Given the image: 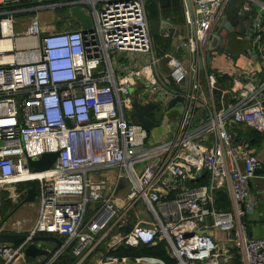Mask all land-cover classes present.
Wrapping results in <instances>:
<instances>
[{
  "label": "built area",
  "instance_id": "2783aa9c",
  "mask_svg": "<svg viewBox=\"0 0 264 264\" xmlns=\"http://www.w3.org/2000/svg\"><path fill=\"white\" fill-rule=\"evenodd\" d=\"M47 1L0 0V208L9 183L20 184L10 197L15 202L33 181L37 200L33 223L25 229L7 228L0 213V233L25 234L18 241L0 242V264L23 259V248L34 235L62 237L59 244L44 247L47 255H37V264H51L65 249L80 260L137 201L145 204L154 221L133 224L122 235H112L113 241L134 245L164 240L171 264H214L217 244L203 226L209 217L212 228L229 232L236 264H264V236H249L240 221L253 205L247 182L259 160L246 136L237 131L240 124L258 132L264 129V79L242 83L231 104L215 109L201 94L197 75L187 78L176 56L163 54L176 88L157 73L145 0H64L65 27L45 32L36 13ZM189 1L190 13L181 0L188 25L184 44L196 55L214 39L229 0ZM252 1H236L234 24ZM71 4L91 16L90 28H80L69 14ZM26 11L35 16L22 30H14V24L22 23L15 14ZM262 18L251 19L247 35L264 59ZM118 52L146 56L122 71L119 61L112 62ZM189 67L194 71L193 55ZM137 84L142 89L134 96ZM176 94L182 100L168 106ZM133 101L157 102L164 115L176 107L173 130L160 141H149L143 126L128 115ZM196 107L205 114L190 127ZM48 151L56 155L47 168L35 170L28 164L27 158ZM195 175L202 183L191 182ZM223 175L229 179V209L213 204L215 179ZM261 177L264 180V173ZM120 178L123 184L117 187ZM159 202L172 204L164 220L152 208ZM143 258L165 264L156 257ZM114 260L107 255L102 264Z\"/></svg>",
  "mask_w": 264,
  "mask_h": 264
},
{
  "label": "crops",
  "instance_id": "0c3cea01",
  "mask_svg": "<svg viewBox=\"0 0 264 264\" xmlns=\"http://www.w3.org/2000/svg\"><path fill=\"white\" fill-rule=\"evenodd\" d=\"M151 2L155 3L158 14L155 15L152 21H149L147 19L150 35V53H152L156 57L155 66L157 69V73L162 76V78L164 77L167 80L166 77L168 72V67L165 64L163 54L168 53L176 56L185 65L187 78H192L193 74L197 75L201 83V94L204 96L207 104H210L215 109H220L231 104L236 96V93L238 92V88L242 83L249 82L250 84H258L264 79V59L261 58L256 45L250 42L247 31L241 32L239 30L241 25L240 21H237L234 24L233 29L228 32L226 40L221 41V43L230 50L231 55L229 56L223 52L212 51L208 59H206L204 57L206 46L204 48L201 47L200 49H198L195 55L192 54L191 51H189L188 47L184 44V40H182V38H185L188 25H186L184 21L183 5L181 0H179L178 3L182 9L181 21H176L160 15L161 10L164 7L171 5L169 4L170 2H162L159 4L156 0H145V10L146 4L149 6ZM250 6L254 7L256 11L255 16L264 17V0H253L252 2H250ZM246 19L250 18L247 16ZM260 27L261 31H263L264 23H261ZM163 32H166V35H162ZM260 42H262V44L264 45L263 40L260 39ZM210 43L212 45H216L217 40L213 39ZM163 45H166V51H162L161 47ZM192 55L195 58L194 71L191 67H189V61L192 58ZM145 56V54L141 53L118 52L115 53V58H112V62L113 64H115L119 61L120 69L123 71L128 67H131L132 65H139L141 60ZM199 56L201 57V67H198L197 64V58ZM141 89L142 86L137 84L132 89V91L135 90V93L138 94L140 92L139 90ZM261 96L264 99V88L261 92ZM160 110L161 109L155 106V108H151L147 112L149 113V115L147 116L153 122L151 128L147 131V138L153 142L160 141L163 138L161 136L162 138L160 137L161 139L159 140L157 136L156 140H153L149 136V131L156 124H158V122L155 123L152 118L153 113L156 111L159 112ZM204 114V109L196 107L194 109V113L191 118V124L189 126L192 127L196 123H198L202 119V116ZM163 117H169L168 120L171 121V123H174L175 119L173 118L177 117L176 107H170ZM161 120L165 124L166 120ZM169 127L167 131H165L164 127V131L162 134L163 136L164 134L168 132L170 133L173 130V126ZM237 131L246 136L253 153L258 157L259 160L258 168L255 170L254 175L251 176L247 182V189L252 197L253 205L250 209L247 210V212L244 213V215L240 218V221L244 230L249 236L263 237L264 180L261 176L264 173V129L258 132L240 124L237 126ZM111 173V170L106 171V174L108 175H110ZM97 174H100V172H98ZM196 181H198V183H202L203 180H199V178H197L196 180H193L191 182ZM215 182L216 184L212 189L214 206L219 207L218 205H216V196L218 192H223L226 198V203L225 205L223 204V209H229L231 206V199L228 177L225 175L216 177ZM17 187H20V184L16 185L13 183H9L8 185H6V189L4 188V190L2 191V201L0 208V213L2 215L1 221H3L4 225L11 230H21L29 227L33 223L37 207V204L35 207H32V201L21 202L20 200L22 197L18 198L15 202L12 201L10 199L11 194H13L12 192H14V189H16ZM116 202L118 204H121L122 200L117 199ZM152 208L158 218L160 220H164L167 216L166 213L172 209V204H161L160 202L153 203ZM151 221H154V217L148 211L146 206L145 211H132L130 209L126 211L123 220L118 225L113 226L111 231H109V234L104 237L100 241V243H98V245L95 246L91 251H89L88 254H86L83 258L77 260L78 256L73 255L69 249H65L56 257L57 261L55 262V264H102V261L107 255L116 257V260L108 261L105 264H159L158 262L144 259V256L156 257L161 259L165 264H171L172 256L164 240H155L154 242L146 245H156L157 242L161 241L166 256L165 258H160L153 254L142 252L141 245H127L122 242H115L112 240V235H122L123 233L127 232L133 224H149L151 223ZM209 223L210 219L209 217H206L203 226L208 229L210 236L217 244V250L214 256V264H236L237 257L235 256V251L229 232L217 228H212ZM57 238L60 239V241L62 239V237ZM50 241L52 242V245L46 247L51 248L55 243L53 240ZM41 248L45 249L44 247ZM46 255L47 253L45 255L39 256L44 257ZM36 256L27 258L23 257V260H32L33 263L37 264ZM54 261L51 264H54ZM11 264H17V261H13Z\"/></svg>",
  "mask_w": 264,
  "mask_h": 264
},
{
  "label": "water",
  "instance_id": "95a60500",
  "mask_svg": "<svg viewBox=\"0 0 264 264\" xmlns=\"http://www.w3.org/2000/svg\"><path fill=\"white\" fill-rule=\"evenodd\" d=\"M35 0H32L34 2ZM236 1L237 0H229L226 4L225 7V12L227 13L225 18H222L215 31L213 32V37L214 39L217 40L216 45L208 43L206 45L204 57L208 59L210 53L212 51H218V52H223L227 55H231L230 50L221 43L222 40H226L228 36V32L231 31L234 27V21L233 19V14L231 11L236 7ZM185 5L188 9V13H190V1L185 0ZM69 14L76 19L79 22L80 28L84 31L91 26V16L88 13L83 12L82 10L79 9L77 4H71L69 5ZM256 15V11L253 6H250L248 9L244 10L243 14L240 15L239 20H240V28L239 30L241 32L247 31L251 19L254 18ZM249 17L250 19H246V17ZM223 33V34H222ZM225 36V37H223ZM197 64L198 67H201V57L197 58ZM169 84H171L174 88L177 87L176 83L172 81V78L170 76L166 77ZM21 95H17L15 98L16 100H19ZM182 100L181 95L176 94L167 103V105H172L174 103H178L179 101ZM262 104L264 105V99H262ZM156 102L149 101L144 104H140L137 101L132 102V108L130 111H128V115L131 116L135 121L140 123L143 128L148 131L153 122L152 120L146 115L147 112L155 107ZM56 155L55 151H48L44 152L41 155H39L36 158H27L28 164L35 170H42L45 169L49 166V164L53 161L54 157ZM198 175H195L194 179H197ZM123 184V179L120 178L117 181V187L121 186ZM22 191L19 192L21 194ZM35 198V189H34V183L33 181H30L29 185L24 189V195L21 198V202H28V201H33ZM25 237L24 233H18V232H3L0 233V242H14L21 240ZM31 241L23 248V255L24 258L27 257H34L36 255H45L48 250L43 249L40 247H37L36 244L34 243L37 240H53L56 244L60 243V239H58L55 236L52 235H34L30 239Z\"/></svg>",
  "mask_w": 264,
  "mask_h": 264
},
{
  "label": "rangeland",
  "instance_id": "374dc122",
  "mask_svg": "<svg viewBox=\"0 0 264 264\" xmlns=\"http://www.w3.org/2000/svg\"><path fill=\"white\" fill-rule=\"evenodd\" d=\"M59 1L60 0H48L46 2L47 6L36 13V18L38 20L40 29H43L45 32L57 31V30L63 29L65 27L64 21L66 18V12H65L66 7H62V8L59 7V4H58ZM166 1H171V0H166ZM78 6L81 7L82 9L87 7V5L85 3H78ZM145 11H146L147 19L149 21H152V19H154L155 15L158 14V10H157L154 2H151L149 6L146 4V10ZM160 15L168 17V18L176 20V21H181V15H182L181 6L179 4L168 5L167 7H164L161 10ZM15 16H16L17 21L18 22L20 21L22 23H21V25H19L17 23L14 24L13 29L20 31L25 27V23H27L29 21L30 17L35 16V12L26 11V12H22V13H17V14H15ZM182 40H184V38H182ZM161 49H162V51H166L167 50L166 45L165 46L163 45L161 47ZM110 55L112 56L111 53H110ZM132 92H133L134 96L137 95L135 93V90H133ZM156 104H157V102H156ZM163 116H164V114H162L161 111H159V112L156 111L153 113L152 118H153L154 122L155 123L158 122V124H156L149 131V136L153 140H156L157 136H158V139L160 140L163 137L162 134L164 131V127H165V131H167L168 127L173 125V123H171V121L168 120L169 117H163ZM126 118H128V117H126ZM161 119L166 120L165 124ZM169 128H171V127H169ZM166 134H169V132ZM134 166L135 167L137 166V162L134 163ZM125 183H127V182L125 181ZM36 204H37V200H36V198H34V200L31 202V205H32V207H35ZM8 207H10V206H8ZM131 210L132 211H136V210L137 211H140V210L145 211V204H143L141 201H137L133 205ZM35 214H36V212H35ZM35 242H37V244L41 247H46V246L52 245V242L50 240H37ZM15 261H17V264H35V263H33L32 260L26 261V260H23L22 258H17Z\"/></svg>",
  "mask_w": 264,
  "mask_h": 264
},
{
  "label": "trees",
  "instance_id": "16d2710c",
  "mask_svg": "<svg viewBox=\"0 0 264 264\" xmlns=\"http://www.w3.org/2000/svg\"><path fill=\"white\" fill-rule=\"evenodd\" d=\"M157 3H162V2H165V3H168L170 2L169 4H172V5H176L179 3V0H171V1H166V0H156ZM261 23H264V17L262 18L261 20ZM260 39L264 41V30L263 31H260ZM217 202H216V205L219 206V208L221 207V209H223V204L225 205L226 203V198H225V194L223 192H218L217 196ZM138 245H141V251L142 252H146L148 254H153L155 256H158L160 258H165V253H164V250H163V245H162V242H157L156 245H152V246H147L146 244L144 243H138ZM235 256H236V253H235ZM57 261V259L54 261V264L55 262ZM237 263V261H236Z\"/></svg>",
  "mask_w": 264,
  "mask_h": 264
},
{
  "label": "flooded vegetation",
  "instance_id": "af4514ba",
  "mask_svg": "<svg viewBox=\"0 0 264 264\" xmlns=\"http://www.w3.org/2000/svg\"><path fill=\"white\" fill-rule=\"evenodd\" d=\"M59 7H66L65 4H64V0H61V4H59ZM65 12H66V9H65ZM146 115H149V113H147Z\"/></svg>",
  "mask_w": 264,
  "mask_h": 264
}]
</instances>
